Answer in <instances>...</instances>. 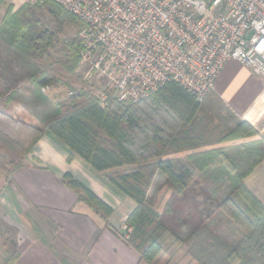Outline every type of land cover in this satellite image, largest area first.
I'll list each match as a JSON object with an SVG mask.
<instances>
[{
  "label": "trees",
  "instance_id": "1",
  "mask_svg": "<svg viewBox=\"0 0 264 264\" xmlns=\"http://www.w3.org/2000/svg\"><path fill=\"white\" fill-rule=\"evenodd\" d=\"M43 9L54 23L52 28L39 18ZM77 22L51 0H32L15 10L8 7L0 24V96L6 94L5 102L22 101L40 116L43 129L95 170L136 165L128 171L106 173L105 178L135 203L125 221L131 230L124 241L148 264H159L163 235L170 233L148 200L151 183L158 176L162 180L159 190L183 194L194 179L189 165L196 168L195 177L203 183L200 191H207L217 205L181 238L186 255L195 264H264V206L242 183L264 157V142L199 150L211 140L196 120L201 102L175 82L136 103L106 99L101 105L93 94L77 90L67 101L52 105L41 88L66 85L73 75L80 39L77 35L65 39L60 34L64 25ZM22 80L28 82L27 96L18 86ZM38 100H43L44 107H39ZM43 129L0 110V148L7 155L0 153V170L10 172L22 166L24 155ZM253 134L251 126L239 120L232 132L215 143ZM189 150L194 152L183 160L168 157ZM62 181L78 201L107 219L111 208L91 190L68 173ZM170 258L164 264H177Z\"/></svg>",
  "mask_w": 264,
  "mask_h": 264
},
{
  "label": "crops",
  "instance_id": "2",
  "mask_svg": "<svg viewBox=\"0 0 264 264\" xmlns=\"http://www.w3.org/2000/svg\"><path fill=\"white\" fill-rule=\"evenodd\" d=\"M30 1L0 0V24L8 7L15 10ZM20 92L28 95L24 88ZM2 100L0 110L43 129L40 116L22 101ZM196 120L211 139L199 150L264 142V76L253 74L236 61L226 62L214 88L201 102ZM239 120L247 122L254 134L215 143L232 132ZM42 132L24 155L22 166L10 172L0 170V264H148L119 233H124L126 218L135 203L105 178L106 173L128 171L132 165L97 171L48 130ZM192 152L168 157L184 159ZM64 173L111 208L106 220L77 200L62 181ZM242 183L264 206V157Z\"/></svg>",
  "mask_w": 264,
  "mask_h": 264
},
{
  "label": "built area",
  "instance_id": "3",
  "mask_svg": "<svg viewBox=\"0 0 264 264\" xmlns=\"http://www.w3.org/2000/svg\"><path fill=\"white\" fill-rule=\"evenodd\" d=\"M51 1L82 24L80 89L101 105L139 102L168 82L202 102L228 61L264 76V0Z\"/></svg>",
  "mask_w": 264,
  "mask_h": 264
},
{
  "label": "rangeland",
  "instance_id": "4",
  "mask_svg": "<svg viewBox=\"0 0 264 264\" xmlns=\"http://www.w3.org/2000/svg\"><path fill=\"white\" fill-rule=\"evenodd\" d=\"M39 18L48 28H52L54 26L50 16L44 9L40 11ZM81 29L82 24L78 21L73 26L64 25L60 35L65 39L71 38L75 35L79 37ZM80 74L81 70H78V66H76L69 82L66 85L61 83L53 84V87L51 86V88L44 93L45 97L50 100L49 102L53 105L67 101L70 97L68 95L70 91H82L83 89H80V87L89 88L87 84H83L79 79L78 76ZM18 86L25 89V86H28V82L26 80H22ZM6 97V94L0 96V98L4 99L2 102H5ZM31 98L34 99L33 95ZM38 105L39 107H42V105L44 107L43 100H38ZM0 153L7 156L1 148ZM15 157L18 158L19 156L15 155ZM134 166L136 165L132 164L130 169ZM191 167L193 168V171H195L194 179L183 194H176L171 191H166L163 188L159 190V185L162 180L158 176L153 179L148 191V200L154 207H156L160 214L161 221L170 232L163 235L164 251L162 253V258L158 262L159 264H164L170 257L172 262H176L177 264H195V262L192 261L188 255H186V246L180 240L183 236H185V234H187V232L194 229L199 222L207 216V214L215 209L217 205V201L211 198L207 191H200V188L203 187V183L195 177L197 175L196 168L193 166ZM123 228L124 232L128 235L131 230L130 227L125 223Z\"/></svg>",
  "mask_w": 264,
  "mask_h": 264
}]
</instances>
